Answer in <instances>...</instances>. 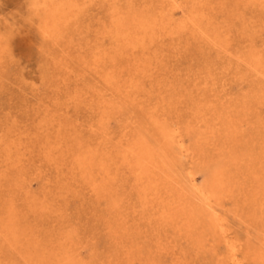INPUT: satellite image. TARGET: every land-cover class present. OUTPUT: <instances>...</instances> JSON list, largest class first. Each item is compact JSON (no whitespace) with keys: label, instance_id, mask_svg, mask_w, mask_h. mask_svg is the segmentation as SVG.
<instances>
[{"label":"rangeland","instance_id":"obj_1","mask_svg":"<svg viewBox=\"0 0 264 264\" xmlns=\"http://www.w3.org/2000/svg\"><path fill=\"white\" fill-rule=\"evenodd\" d=\"M40 1L41 0H0V35H2V37L0 36L1 37L0 38V138H2V139H0V144H1L0 145V163H1L0 164L1 165V167H0V221L4 215L8 214V210H9L8 206L11 205V204H9V202L11 201L10 199L13 197V195H15V196L21 197V198L18 197V199H19L18 201H17V197H15L16 212H17V214L20 215V218L23 221L22 225L21 224L20 225L22 227H24V226L28 227L27 229H28V234H30V237H33L34 235L39 237L40 244H41L40 247L42 248V250H47V249H50L51 247L56 246L58 244V242L61 241V239H63V237H67V236L74 237L75 236V240H74L76 243L75 246L77 247V249L80 247L78 250L80 252H82L81 253L82 256L88 262H93V264H99V263H101V264H103V263L104 264H115V262H116L118 264V260H119L120 261L119 263L122 264V259L125 258V256H126L124 254L128 253L127 247L124 249L121 246L119 248V250H117L118 248L113 249V248H115V246L117 244H115V242L113 241L114 236L113 237L109 236L110 233H111L110 235H112V233H113V235H115L114 232L118 228V222H121L120 228H122V230H124V228H125V231H126L122 237L125 240L128 239L127 241H125L126 243H124V241H123V245L125 246V244H126V246H128L134 239H135L134 240L135 243L136 242L138 244L142 243V245L140 244L138 246V247H141V252H139V254H137V251H136V253L134 255L136 259L139 258V261L136 260V262L134 264H143V263L144 264H167V263L168 264H181V262H182V264H204V262H202V261H205V264H206L207 260H208L207 261L208 264L209 263L211 264V262H209V261H212V264L213 263L222 264L224 259H225V261H224L225 263L223 262V264H232L229 260L226 261L227 256L230 254L229 248L226 246V243L224 241L217 240L216 238L214 240L210 236H209L210 238L209 239L206 238L208 240H206L204 242L202 240V238L205 235H204V231L202 233L200 232L203 230V229L201 230V228H198L197 229L198 231L192 230V233H191V234H197L198 235V238H199V239L197 238L199 241L198 242L196 239V236L195 235L194 236L189 235V233L186 232V230L178 231L179 229H177L175 222H173V224L170 222L169 224H167L169 227H167V225H163L158 220H155V219L149 220V217H151V214H150L151 212L150 213L148 212L145 214H140L143 219L150 214L148 216L147 220H146V218L144 219V222H142L143 219L141 220L140 215H136L134 217L135 214L132 212V210L134 211V209L138 207L139 199H138L137 192L134 188V184H135L134 178L132 177L131 173H129L130 171L128 170L129 169L128 167H126L127 169L125 167H123L124 169L122 168L119 171V176L123 180L121 178H119L120 182L118 184V189H119L120 193L122 190V195H124V193L126 194V195H124L125 196L124 197V196H121V194L118 192L120 204L123 205L121 210L120 209L118 210L115 207L112 208V210H110V208L109 209L106 208L108 206V203L106 202L105 199L102 201V203L100 202L101 204L97 203V199L95 198L93 192L91 191L89 186H87L84 183V181L81 179V177L79 175L80 169L76 166V163H75L76 162L75 160L78 158L74 157V156L79 157V155L81 154V152L83 150L82 148H85L88 145V143H86L85 140L87 141L89 139L87 142L91 143V141H92L93 143H96L97 138L99 136L98 134L92 132L93 125L96 124L98 122V119H99V116L96 114L97 111L94 110V106L96 103L95 101L97 99L96 94L98 92H100L101 90H103L104 85H102L103 82H102L100 75L94 69H92L94 67L92 55L94 52H98L103 48H110L112 46L113 41L110 38L104 36V33H105L106 28L109 27V25L111 24V17H110L111 14H110L109 9L112 5L113 0H96L97 2L95 0H90V1L85 0L86 3L84 2V0H78V2L83 7V10L80 11L81 14L78 15V20L76 22H74L75 24L73 23V25H71L69 27V29L66 30V33H65L66 37H64L61 40L62 42H60V44H61L60 46L57 45L56 41H49L48 39L44 38V36H43V30L40 29L42 27L41 15L39 14V11L37 10V7H36V5L38 6ZM91 1H93V2H91ZM216 1L217 2L219 1L220 3H217ZM254 2H256V3H254ZM254 2L253 1L251 2L250 0H237V1H235V0H231V1H229V0H215L214 5H213V9H212V11L210 10L211 14L214 16V19H213L214 20V26L216 28H218L219 33H220V31L222 33V31H224V29H225L224 33H222V34L220 33V39H224V37H225L228 43L231 42V44H232V46L230 45L231 47L229 45H228L229 47H227L226 44L222 45L219 43L216 45L215 44L214 45L209 44L207 41H204V40H200L197 42L195 39L192 38V35L190 33H188L189 37L186 36L187 34H185L184 36L179 37V39L176 38L177 40L165 41V43L168 42V43H166V45H165V43H163V44L161 43L160 45L159 44L156 45V47H154L152 49V51L150 52V55L153 54L152 55L153 61L151 60L152 61L151 64H153V65H150L151 71H149L150 69L147 70V73H145L142 76L143 78L141 79V87H140V89L141 88L142 89L139 93L134 95V99L136 98L135 101H137V103L135 104V101H134V103L129 108H127V109L123 108L122 112L120 110V112L118 114H116L114 116V118H112V120L110 121V128H109L110 133L112 132L111 136H113V134H114V136H113L114 141H117L118 137L121 136V133L123 132V127H125V126H126L125 130H127V129L130 130V128H131L133 130V132H136V133L139 130H141V131L145 130L144 133L148 134L149 129L146 127V125L148 124L149 119H147L146 117H148L149 115L146 114L145 115L146 117L144 119V112H145V110L148 112V111H151L152 109H153L152 111H154L157 108L160 111L159 113L162 115L161 118L162 117H163V119L167 118L166 120L169 122V124L174 125V124L179 122L176 125V127H181V129H183V127H186L185 130L183 129L181 131H182V135L183 136L185 135L183 138L184 139V141H183L184 146L187 147L186 149H188V151L190 149V151L186 152V153L183 152L182 154L181 153L179 154L180 149L177 150V148H179L177 146L176 152H178V153H176V154H178L177 157L182 155V156H180L178 163H182L184 167L181 166L182 164L180 165L181 167L178 165L177 171L180 170L178 172V174L180 175V177L182 176L181 183H182V185L186 186V188L188 189V190L185 189V187L183 186L184 187L183 189H185L184 192L190 191L189 194L191 192H192V194L194 193L195 186L196 187H203L202 185H204V187H205L208 184L207 180H205L207 175L204 176L203 175L204 173L201 172V168L203 166H205L207 164H208V166H210V165H213L212 164L213 162L221 161V159L223 157L221 151H226L228 158H229V156H232V159H234V161L231 163V174L233 175L232 176L233 182L235 181L236 185H237L234 188L235 191L237 192L236 195H234V197L236 199L232 198L231 196L228 197L229 200L226 198L227 200H225L223 202L224 206H222L220 208V212L227 218L226 228L229 230L228 236H229L231 242L234 243L233 241H235L236 242L235 244L238 245L240 249H242L239 252V260L241 259L240 262L243 264H257V262H258L254 259L255 256H251L249 254L247 255L248 252L256 253V251H258V249H259V252L262 253V248L264 251V245H263L264 242L261 243V241L264 240V238H261V237H264V230H259V228L264 229V218H262L263 215L260 216V214H262L261 213L262 209H260V212H259V207L258 206H257V208L255 207V209H256L255 210L256 211V217H255L254 216L255 215L254 214V207H253L255 204H252V201H251V199L253 200V194H257V193H255V191L258 189L257 187L260 186V184L262 183V180H259L257 177H259V174L262 173V178H264V166H263L264 165V163H263L264 162V153H263L264 152V135H262V134H264L263 133L264 132V121H262V119H264V116H262V115H264V108L262 106L264 103V98H263L264 92H261V91H264V77L262 76V74L257 73L254 68H253L254 69L253 70L251 67H249V65H247V63L243 60V59H246V57L248 58V56L249 57L251 56V54L254 52V50H253L254 48H255V51H257V50L259 52L262 51L261 53L264 56V33H262V32H264V28H263V30L261 28L262 25L264 27V23L262 22V21H264V15H263L264 13H262V12H264V5H263L264 1H254ZM84 3H85V5H84ZM258 4L260 7L257 6L258 7L257 8L256 5H258ZM88 5H89V7H88ZM91 5H93V6H91ZM232 5L233 6L235 5V7H233ZM261 6H263V8H261ZM92 7H95V8H92ZM227 7L231 8V9L228 10V9H226ZM98 8H99V10H97ZM101 8H102V10H100ZM252 9L255 11L253 12ZM94 10H96V11H94ZM243 10L246 11L245 17H246V19L248 18L247 20L244 17L245 12ZM258 10H260V13H258ZM261 10H263V11H261ZM99 11H101V12H99ZM251 12H253V13H251ZM250 13H251V15H250ZM34 14L36 17H34ZM95 14H97V15H95ZM177 14L178 15H176L175 18L180 19L181 13H177ZM240 14H241V16H240ZM260 14L262 15V17ZM106 15H108V16H106ZM246 15H248V16H246ZM253 16H254V19L256 18L255 20L252 19ZM260 17H261V20H260ZM107 19H108V21H107ZM238 19H239V22H238ZM255 21L258 23V25ZM235 22H238V23H235ZM250 22H251V24H250ZM233 23H234V27L232 26ZM239 24H242V28ZM260 24H261V26H260ZM96 25H97V27H96ZM250 26H251V28H250ZM252 26H254L255 28H258V27L259 28L255 29L254 27L252 28ZM245 27L247 30H249V28L252 29V32H251V30H249L247 32L243 31V30H245ZM239 29H240V31H239ZM260 29L262 30L261 35L260 34L258 35V33H260ZM3 30H4V32H3ZM228 30H231V32L229 31V35H231L233 31H236V33L238 35L236 33L235 34L238 37H236L235 34L233 33L234 38L231 35V39H230L229 35L225 34V33L228 34ZM242 32L243 33L245 32L247 35H244ZM10 34H11V36H10ZM4 35H5L6 39L3 37ZM75 35H77V36H75ZM239 35H240V38L242 40H239ZM241 35L243 37L244 36L246 37L248 35H250V36L252 35L253 37L249 36L251 39L248 40V38H247V40H246L245 38L241 37ZM255 37H257V39L259 41ZM235 38L237 40H239V42L241 41L240 43H242L245 40L246 41L245 44H246L247 48H249V49H247L246 46H244L245 45L244 43L241 46L242 48H239L240 46H236L237 44L238 45H241V44ZM253 38H255L256 42H255V40L253 41ZM185 39H186V41H185ZM189 39H190V41H187ZM232 39H234V40L232 41ZM234 41H236V43ZM9 42L12 45H10ZM169 42H172V44ZM187 42L189 44H187ZM254 42H255V44H253ZM69 43H71V44H69ZM190 43H191V45H190ZM234 44L239 49H237V48L235 49ZM9 46H11V48ZM174 47L175 48L177 47L176 50H174L175 49ZM185 47H186V49L188 47V50L184 51L183 49ZM223 47L228 48V50L223 48ZM159 48H161V49H159ZM229 48L231 49V51L234 49H235L234 51L237 50L236 51L237 54H239L241 52V54H239V55H241V57H239V55L237 56L236 52H234V51H232L233 53H230L231 51ZM240 49H242L243 51H240ZM215 50L218 52H216ZM7 51H9V52L7 53ZM173 51L174 52L177 51V52H175V54H174ZM209 51H211V52H209ZM238 51H239V53H238ZM244 51H245V54L249 53V55H245L246 56L245 57ZM10 52H12V53H10ZM153 52H156V53L154 54ZM191 52H193V53H191ZM207 52L210 54H208ZM169 54H170V56L171 55L172 56L170 57ZM138 55L139 54H137V56ZM158 55L159 56L163 55V57L160 56V58H159ZM174 55L176 57H174ZM140 56L143 58L142 54H140ZM153 56L155 57V59L153 58ZM164 56H166V57H164ZM168 56L170 57L169 59H168ZM206 56L207 57L209 56L208 58H210V56H212L211 57L212 60L215 61V64H214L215 66L213 65V67L215 69L212 67V68H210L212 70H209V66L211 65V63H214V62L211 60V58L208 59ZM215 57H216V60H218L219 64L217 63L216 60H214ZM18 58H21V59H18ZM164 58H165V61H164ZM171 58H172V60H170ZM207 59H208V61H207ZM232 59H234V60H232ZM168 60H170L172 62L170 63V61H168ZM205 60L207 62H204ZM162 61H164V62H162ZM196 61L201 62V65L199 66V64H200L199 63L197 66L196 64L198 62H196ZM237 61L240 64V67H238ZM243 61L245 62V64H242V63H244ZM154 62L159 63L160 66H158ZM231 64H233V65H231ZM182 66H184L185 68ZM205 66H206V68H205ZM193 67H195V68H193ZM216 67H220V68L217 69ZM234 67H237V68H234ZM162 68L164 69V71L162 70ZM196 68H199V70ZM233 69H235L236 71ZM170 70H172L173 73ZM173 70L176 72H174ZM158 71H160V72H158ZM199 71L202 72V76L199 75V74H201V73H199ZM214 71H216V73H214ZM155 72H157V73H155ZM195 72H196V76L194 74ZM203 72L206 76H209V77L212 74L210 80L208 77H206L203 74ZM243 72H245V73L242 74ZM164 73L166 74L165 76H164ZM208 73H211V74L208 75ZM23 74H25V75L23 76ZM180 74H181V76H180ZM184 74H185V77H184ZM190 74L192 76L194 75L193 76L194 78H192V76ZM47 75H49V76H47ZM227 75H228V77H226ZM237 75H239V76H237ZM213 76H215V79ZM235 76H237L238 78L241 77L242 81L240 79L235 78ZM249 76H251V79ZM253 76L254 77L256 76V77L254 78ZM42 77L43 78L46 77V78L43 79ZM216 77L218 80H221L222 86H221L220 82L217 81ZM186 78H187V80H186ZM245 79H247V80L244 82ZM191 80H193V81H191ZM195 80H197V81H195ZM201 80H202V82H201ZM250 80H252V81L254 80V81L252 82ZM258 80L259 81L261 80L260 83ZM223 81H225V84ZM57 82H59V83H57ZM196 82H199L198 83L199 85ZM226 82H227V84H226ZM231 82H232V85H231ZM163 83H164V85H163ZM202 83H203V85H202ZM257 83H259V85ZM160 84H162V85H160ZM29 85L32 87V89ZM211 85L214 86L215 88L216 87L219 88V86H221V88H222L224 85L225 89L222 88V90H221V88H219L221 90L220 91L218 88H217L218 89L217 90V89L213 88ZM225 85L230 87V90H229V88L226 86L229 91L226 89ZM233 85H235V86H233ZM251 85H252V87H251ZM157 86H160V88L158 87L160 94H158L159 92L157 91ZM162 86L165 89H163ZM210 86L212 87L211 90H214L213 92L210 90V88H211ZM149 87H151V88H149ZM204 87H206V89ZM231 87L235 90L234 91L231 90L232 89ZM237 87H239V88L241 87V89H240L241 91L235 92L237 90ZM243 87L245 88L244 92L246 90V92L251 93V94L244 93L242 91ZM254 87H255V89H254ZM182 88H184V90L186 92H184V90ZM197 88H199L198 91H197ZM149 89H150V91H149ZM251 89H252V91H251ZM89 90H90V92H89ZM177 90H178V92H177ZM164 91H166V92H164ZM222 91L224 92L226 99L230 100V101H227V100L225 101L223 94H220ZM225 92L228 94L226 95ZM1 93H2V95H1ZM182 93H183V95H182ZM188 93H191V94H188ZM204 93H206V94H204ZM211 93H214V94L216 93L215 95H216L217 99L223 98L224 101L226 102V103L225 102L224 103L226 105H228V107L226 106L228 109L223 107V106H225L223 104V99L219 100L216 103V105H214L215 101L217 100L214 94H213V96L211 95L213 98L215 97V99H216V100L212 99L214 101V103H212L213 101L208 102L211 100L210 98H212V97H209ZM233 93H235V94L237 93V95L235 96V94L233 95ZM238 93H239V97H238ZM138 94H140V95H138ZM170 94H171V96H170ZM208 94H209V96H208ZM229 94H230V98L232 97V99L229 98ZM52 95L54 98L52 97ZM162 95H163V98H161ZM167 96H168V98H167ZM174 96L175 97L178 96V97L175 98ZM245 96L246 97L248 96V98H246L247 100L245 99ZM251 96H252V98H251ZM258 96H259V98H258ZM139 97H141V99ZM200 97H202V98H200ZM243 97H244L245 102H247L246 104H244L245 102L243 103V101H244ZM172 98L173 99L175 98V99L173 100ZM260 98H262V99L260 100ZM158 99H159L160 103H159ZM160 99H164V101L161 103ZM257 99H258V101H257ZM165 100H167V101H165ZM194 100H196V101H194ZM201 100H203L205 102V104ZM191 101H192V104H190ZM199 101H200V104H198L199 105L198 107H200V106H201V108L203 107L202 110L204 111L205 114L208 113L207 110H209L211 112L210 118L208 117V115H209V113H208V115L206 116V119L209 118V119H207L209 121V123H210V121H212L213 124H214V122H215V124L216 123L218 124V125L214 124L215 125L214 127L216 129V133L220 134L218 136L216 134L215 136L210 137L212 140L208 139V138H207L208 141H206V139L202 140L203 144L201 146H198V141H197L198 140L197 139L198 134H197V136H194V134L189 133V131L187 130V128H188L187 126L189 124L188 123L189 117L192 116L191 119L189 120V122H191V120L193 119V108L195 107V105L197 103H199ZM139 102H141V103H139ZM171 102L173 103L172 106L170 105V104H172ZM178 102H179V104H178ZM195 102H196V104H195ZM230 102H233V105H235V106L232 107V105H231L232 103H230ZM248 102H249V104H248ZM164 103H165V105H164ZM219 103H220V105H221V103L223 105V106L221 105L222 111L224 109L223 112L220 111L221 108H220ZM227 103H230V104H227ZM234 103H236L237 105ZM140 104H142V105H140ZM208 104H211V105L208 106ZM152 105H154V106L152 107ZM230 105L232 108L230 107ZM249 105H251V106H249ZM253 105L256 106V108ZM91 106H93V107L89 108ZM175 106H177L178 109H176ZM215 106L219 107L220 110H219V108H215ZM163 107H164V109H163ZM196 107H197V105H196ZM213 107L215 108V112L213 110ZM38 108H40V109H38ZM44 108H45V110H44ZM63 108L65 109V111ZM246 108L247 109L249 108V109L247 110ZM143 109H144V112H143ZM165 109H166V114L169 112L170 113L166 115ZM256 109H258V111ZM141 110L143 112V115L141 113ZM176 110H178V113L180 115H182V117L179 114H177ZM186 110H188V111H186ZM260 110L262 113L260 112ZM174 111H176V112H174ZM256 111L259 113V116H258ZM125 112H127V113H125ZM216 112H218L219 114ZM85 113H87V114H85ZM89 113H90V115H89ZM92 114H94V115H92ZM138 114L140 116H138ZM170 114H171V116H170ZM222 115H225V116H223V118H222ZM186 116H187V118H186L187 120L185 119ZM213 116H214V119H213ZM252 116H254V117H252ZM41 117H43L44 119ZM131 117H132L133 121H132ZM226 117L228 118V120L226 119ZM241 117H243V118H241ZM245 117H247V118H245ZM258 117L261 119H259ZM244 118H245V121H244ZM250 118L251 119L254 118V119H252L253 123H252V120ZM255 118L258 119V123L256 122L257 119H255ZM45 119L47 121H45ZM183 119H184V121H183ZM246 119L248 121L250 119V121H251V122L249 121V124H247V125L245 124V122L247 121ZM140 120L144 121V123L140 122ZM146 120H147V122H145ZM64 121H65V123H64ZM172 121H173V124H172ZM216 121H218V122H216ZM243 121H244V123H243ZM248 121L246 123H248ZM36 122H37V124H35ZM118 122H119V125H118ZM47 123L50 126H48ZM121 123H123V124H121ZM227 123H229V124L227 125ZM230 124L231 125L234 124L235 129H236L235 130L236 134H232L229 132L231 130V129L229 130ZM253 124L254 125L258 124V125L254 126ZM259 124H261V125H259ZM142 125H143V127H142ZM225 125H227V126H225ZM244 126L247 130L245 128H243ZM10 127L12 128V130ZM40 127L41 128L44 127V128H42L43 130H40L39 129ZM252 127L254 129L256 128L254 131H257V132L254 133ZM13 128H15V129H13ZM205 128H207V127H203L201 130H198V131L203 132L205 130ZM248 128H249V131H248ZM20 129L24 133H22ZM36 129H37V132H36ZM44 129L46 130V132ZM117 129H119V130H117ZM250 129H252V130H250ZM240 130H241V132H240ZM9 131H10V133H9ZM34 131L37 133V135H36V133L33 134ZM40 131H42V134H43L42 136H41V133L38 134V132H40ZM88 131H89V133H88ZM113 131H115V132H113ZM119 131H120V134H119ZM4 132H5V134H4ZM18 132L22 133V135L26 134V132H27V134L22 136L20 133L18 134ZM225 132L228 134H226ZM247 132H249L248 133L249 135L247 134ZM116 133H117V135H116ZM6 134L8 136L5 137ZM29 134H30V136H29ZM31 134H32V136H31ZM60 134H61L62 144H61V142H58V140L60 139L59 138ZM94 134H96L98 136H96V135L94 136ZM231 134H232V136H231ZM14 135H15V137H14ZM38 135H40V136H38ZM76 135H77V137H79V139L77 137H75ZM242 135L243 136L247 135V136H245L246 138L245 137L243 138ZM16 136H19L20 139L22 138L23 141H21L20 139L17 140L18 138H16ZM37 136L42 138V139L40 138V143H39V139ZM222 136L224 137L223 139L221 138ZM249 136L250 137L252 136L251 137L252 139L249 138L250 139L249 140L248 139ZM26 137H28V139H25ZM54 137H57V138H55V140H54ZM82 137H84V139L85 138L86 139L84 140V139H82ZM45 138H46V140H43ZM47 138L48 139L50 138V140L53 139L52 140V146H54V147H52L50 145L51 146L50 148H51V151L53 152L52 149L57 147V150L54 149L56 151L55 153H52V152L50 153L49 146L46 145V143L48 144ZM214 138H216V139H214ZM4 140H5V142H4ZM16 140H17V142H16ZM18 141H19V143H18ZM45 141H47V142L45 143ZM67 141H68V143H67ZM69 141L71 143H69ZM253 141L254 142L256 141L255 144ZM1 142H3V143H1ZM23 142L26 143L30 147L26 148L27 146ZM41 142H43V143H41ZM79 142H80V146H79ZM11 143L16 144V145H13L14 147H12ZM49 143H51V141ZM72 143H73V145H72ZM5 144H8V145H5ZM10 145L12 148L9 147ZM242 145L244 148L242 147ZM20 147H21V149H20ZM72 147H74V148H72ZM80 147H82L81 148L82 150L80 149ZM16 148H19V149H16ZM35 149L37 150L38 153L36 152ZM58 149L61 152L63 151V154L60 152L62 155L60 153H58L59 152ZM72 149H73V151H72ZM74 149H75V151H74ZM9 150H10V152H9ZM12 150L13 151L15 150V152L13 153ZM230 150H231V152H230ZM6 151H8L9 153ZM16 151H18V152H16ZM24 151H26V152H24ZM39 151H41L40 153H42V154H40ZM44 151H47V152L44 153ZM64 151H66L68 153V155H66L67 153H65V155H64ZM69 151H71L70 155H69ZM74 152H75V154H74ZM76 152H78V153H76ZM12 154H14V155L12 156ZM33 155H34V157H33ZM40 155H42V156H40ZM57 155H58V157H57ZM32 157H33V159H31ZM39 157H41V158H39ZM59 157L61 158L60 159L61 161L59 160ZM12 158H14V159H12ZM47 158H49V159L51 158V159L49 160ZM64 158H65V160L62 161ZM66 158H67V160H66ZM25 159H26V161H25ZM43 160L45 162H42ZM3 161H5V162H3ZM24 161L26 162V164ZM180 161H182V162H180ZM30 163H32V164L30 165ZM28 164L30 165V168L33 167L32 168L33 170L31 169L32 171L30 172L31 174H29L30 168L27 167ZM36 164L39 166H37ZM41 164H42V166H41ZM40 166L43 167L42 170L40 169ZM49 167H50V170H49ZM186 167H188V168H186ZM56 168H58V169H56ZM182 168H184V169H182ZM35 170H37V171H35ZM38 170H40V171H38ZM51 170H52V172H51ZM192 170L194 172H192ZM39 172L42 173L41 176H39L40 175ZM186 172H187V174L190 172L193 174L196 173L195 174V181H191V179L188 178ZM32 173L34 176L32 175ZM184 174H185V176H184ZM27 175H29V177ZM49 175L51 177H49ZM196 175L199 178L196 177ZM21 178L23 181L21 180ZM27 178H29V179H27ZM33 178H35V179L33 180ZM43 179L46 181H44ZM124 180L126 182H128L125 185H123V183H126ZM201 180L203 181V183ZM42 181H43V183H42ZM121 182H123V183H121ZM193 182H194V184H192ZM12 183H13V186H12ZM40 183H41V185H39ZM251 183H253L254 185ZM27 184H28V186H27ZM130 184H132V185L129 186ZM29 185H30V187H29ZM122 185H123V187H122ZM262 185H263V183H262ZM14 187L18 188V190ZM38 187H39V189H38ZM10 188H13V189H10ZM123 188H125L124 189L125 192H124ZM131 188H132V191H131ZM127 190L129 191V194L127 193ZM71 191H73V194ZM10 192H11V194H10ZM85 192H86V194H85ZM249 193H251V194H249ZM247 194H248V196H247ZM186 195L191 196V194L190 195L186 194ZM195 196H197V197H196V200L194 202L193 207L196 208V206H197V208L199 210H202V209L204 210V205H203L202 200L199 199V197H198L199 195L195 194ZM132 197H134V198H132ZM129 198L132 201H130ZM231 198H232V200H230ZM237 199H238V201H237ZM127 200H129V201H127ZM134 200H136L135 203H134ZM235 200L237 203L235 202ZM197 201H198V204L200 202L201 203L198 205V204H196ZM129 203H131V204L133 203L132 207H131V204H129ZM105 205H106V207H104ZM258 205H262V204L259 203ZM134 206H135V208H133ZM78 207H79V209H78ZM85 207H86V210L88 209V211L85 210ZM229 207H230V210H229ZM47 208H49V209H47ZM99 208H100L101 212L99 211ZM243 208H244V210H242ZM95 209L99 212L93 211ZM246 209H248V211ZM78 210L80 211V214H79ZM74 211H75V213H74ZM85 211L87 213V216H86ZM118 211H120V214H121L119 217L121 219L120 221L117 220L118 216H119ZM227 211H229V213ZM249 211H253L254 215L252 214V212L250 213ZM90 212L93 214L90 215L91 214ZM248 212H249V215H248ZM129 213H131V217H130ZM75 214H76V216H75ZM98 214L101 215V219H100V215L98 217H96V215H98ZM102 214H103V216H102ZM106 214H108L107 217H106ZM123 215H125V217ZM240 215H242L241 219H239ZM84 216H86V217H84ZM75 217H76V219H75ZM103 217H105V220ZM113 217L114 218L116 217V222L118 221L117 223L115 222V219H113ZM257 217L259 218V220L256 219ZM124 218H125V220H124ZM126 218H128V221ZM255 219L258 220V221H256L257 223L254 221V223L256 225L253 222H250L251 220H255ZM106 220H107L108 224H107ZM153 220L155 221V223H156V221H158L159 225L157 223L155 224L153 222ZM239 220L241 221V223ZM103 221H105V222H103ZM126 221L128 222V224ZM146 221L147 222L149 221L151 223L148 222L149 223L148 224ZM109 222H112L113 224L109 223ZM124 222H126V223H124ZM258 222L261 224H259ZM20 223H21V221H20ZM104 223L107 226H105ZM129 223H131L130 224L131 227L129 226ZM251 223H253V225ZM78 224H80V225H78ZM83 224L85 225V227ZM160 224H161V226H160ZM125 225H128V226H125ZM147 225H149V226H147ZM152 225H155V226H152ZM174 225L176 228L173 227ZM244 225H245V227H244ZM76 226H77V228H76ZM108 226H109V229L114 228L112 232L110 231L111 229L109 230L108 228H106ZM152 227H153L154 231H153ZM160 227H162V228L159 229ZM235 227H236V229H234ZM103 228H106L108 230H106V229L103 230ZM156 228H157V230H156ZM242 228H243V230H242ZM100 229H102L101 230L102 232L100 231ZM137 229H141L140 231L138 230V234H140V235L136 234ZM175 229H177V230L175 231ZM82 231H83V233H82ZM97 231L99 234H96ZM149 231H151V232L153 231L152 234L155 235V239L158 237L157 241L154 238H152L154 236L152 234H150ZM177 231L179 232V234L177 233ZM184 231L186 232V234L188 233L189 237L193 236L195 238L194 241L195 240L196 241L194 242L193 238H192V240H191V238L189 240L187 237L188 235L186 236ZM235 231H236V234L238 237L234 235ZM80 232H81V234H80ZM129 232L130 233L133 232L132 233L133 235L129 234ZM163 232L165 233L164 235H163ZM69 233H71V234H69ZM89 233L91 234V236ZM252 233L255 234L256 236L251 235ZM93 234L96 237L98 236V238H96ZM126 234H128L129 236L127 237ZM180 234H181V236H180ZM103 235L106 236L107 238L106 237L104 238ZM130 235H131V237H130ZM134 235H136V236H134ZM151 235H152V237H151ZM199 235H202V237ZM247 235H248V237H247ZM249 235L251 238L249 237ZM93 237H95V238H93ZM241 237H243L244 239ZM246 237H247V239H246ZM254 237H255V239H254ZM151 238L154 241L150 240ZM76 239L77 240L79 239V240L77 241ZM144 239H146V240H144ZM163 239H165V242L163 241ZM171 239L173 242L171 241ZM94 240H95V242H94ZM161 240L163 243L161 242ZM169 240H170V242H169ZM158 241L161 242V244L163 246H165L166 248L164 249L163 246L160 245V243ZM186 241H187V243H186ZM87 242H88V244H87ZM153 242L154 243L156 242L155 243L156 247L155 246L152 247V244H154ZM191 242H192V244H191ZM237 242H241V244L237 243ZM242 242H243V244H242ZM127 243H128V245H127ZM157 243H159V244L156 245ZM212 243H214V244H212ZM77 244H79V245H77ZM111 244H113V245H111ZM196 244H198V246ZM199 244H200V247L202 246L201 249H203V247H204L203 251L200 249ZM261 244H262V247L260 249ZM97 245H98V247H97ZM169 246L170 247L172 246L171 249ZM243 246H245V248ZM188 247L191 250H189ZM196 247L199 249V252L198 251L196 252V250H198V249H196ZM167 248H168V250H167ZM174 248H176V249L174 250ZM99 249H100V251H98ZM155 249H157L159 251H157ZM161 249H164L166 251L162 250V252L164 251L162 254V252H160ZM245 249H247L248 251L246 250L247 251L246 252ZM91 250L92 251L95 250V251L92 252ZM114 250H115V252H114ZM121 250H122V252L124 250L125 253L124 254L121 253ZM149 250L153 251V252H150ZM169 250H170V252H172V250H173V252H175V253H170V252H168ZM179 250H180V252H179L178 256H176L178 253L177 251H179ZM106 251H107V253H106ZM119 251H120V253H119ZM154 251L156 252V255L155 256L152 255L153 256L152 257L151 254H153ZM117 252L119 255H115V253H117ZM165 252H168L169 255H168V253H165ZM103 253H104V255H103ZM109 253H111V255ZM112 253H113V255H112ZM160 253H161V256H160ZM180 253L185 255V256L183 255V257L181 255L182 259L180 258ZM216 253H217V256H216ZM91 254L97 260L94 257H92ZM120 254L123 255L122 259H120L121 258ZM142 254L143 255L145 254V255L143 256ZM157 254H159V255H157ZM173 254H175L176 258L179 257V259H181V262L178 260V258L176 260H174ZM149 255L151 256V258L149 257ZM171 255H172V259H171ZM103 256H104V259H103ZM142 256H143V258H141ZM146 256L149 257L150 260H148V258H146ZM203 256H204V260L203 259L201 260V258H203ZM7 257L16 259L19 262H23L22 258L20 257V255L18 254V252L16 250H12L11 247H9L8 245H6V246L4 245L3 247L0 246V258H7ZM89 257L94 258V260L89 258ZM98 257L100 258V260L98 259ZM211 257H212V259H211ZM217 257H219V258H217ZM243 257H244V259H243ZM252 257H253V259H252ZM155 258H158V259L155 260ZM207 258H209V259H207ZM111 259L114 261H112ZM141 259L146 260V263H145V261H142ZM102 260H104V261H102ZM153 260H155L156 263L153 262ZM158 260L159 261L161 260V261L158 262ZM177 260L179 263H177ZM137 262H139V263H137ZM141 262H143V263H141ZM174 262H176V263H174ZM129 263L130 262H125L123 264H129ZM130 264H132V263H130ZM258 264H261V262H259Z\"/></svg>","mask_w":264,"mask_h":264},{"label":"bare ground","instance_id":"obj_2","mask_svg":"<svg viewBox=\"0 0 264 264\" xmlns=\"http://www.w3.org/2000/svg\"><path fill=\"white\" fill-rule=\"evenodd\" d=\"M90 1V0H89ZM96 1V0H95ZM231 1V0H229ZM237 1V0H235ZM251 2L253 1H264V0H250ZM85 2V0H84ZM93 2V1H91ZM97 2V1H96ZM214 2L215 0H113L112 2V5L110 7V14H111V24L109 25V27L106 28L105 30V33H104V36L110 38L113 42H112V46L110 48H103L101 49L100 51L98 52H94L92 57H93V64H94V67L92 69H94L101 77L102 79V82L104 85V88L103 90H101L100 92H98L96 95H97V99H96V103H95V106H94V110L97 111L96 114L99 116V119H98V122L96 124L93 125V130L92 132L93 133H96L94 134V136H98L97 138V142L96 143H93L91 141L90 142H87L84 137H82V139L85 140L86 143H88V145L85 147V148H82L80 147V149L82 150L81 154L78 156H74V157H77L78 159H76L75 163H76V166L80 169V177L81 179L84 181V183L89 186V188L91 189V191L93 192L95 198L97 199V203H102V201L105 199L106 202L108 203V206L106 207V205L104 207L106 208H110V210H112V208H117L118 210L123 207L122 204H120V201H119V189H118V184H119V178H121L119 176V171L123 168V167H128L129 169V173H131L132 177L134 178V181H135V184H134V188L137 192V195H138V199H139V205L137 208H135V206L133 208L134 211L132 210V212L135 214L134 217L136 215H140V214H145V213H150L151 214V217H149V220H152V219H155V220H158L159 222H161L163 225H167L169 224L170 222L173 224V222H175L174 224L177 226V229H179L178 231L180 230H186V232L189 233V235H195L196 236V239L198 238V235L197 234H191L192 233V230H196L198 231L197 229L198 228H201L202 231H200L201 233L204 231V235L202 240L205 242L206 240H208L210 237H212L214 240L215 238L217 240H221V241H224L226 243V246L229 248V252L230 254L227 256L226 258V261L229 260L232 264H243L240 262L239 260V252L242 250L239 248L238 245H236L235 241H233L234 243L231 242L228 234H229V230L226 228V225H227V218L220 212V208L223 205V202L225 200L228 199V197H232V198H235L234 195H236V191H235V187L237 186L236 185V182L232 180V174H231V163L234 161V159H232V156H229L228 158V155H227V152L226 151H221L223 157L221 159V161L219 162H213L212 164L213 165H210L208 166L205 165L201 168V172L204 173L203 175L206 176V179L208 184L204 187V185H202L203 187H196L194 188V193L192 194V192L190 193L191 196H187L186 194L190 195L189 192L187 191L188 189L186 188V186L182 185L181 183V178L182 176L180 177V175L178 174V172L180 171H177V168H178V165L180 166L182 163H178L179 162V158L180 156L177 157L178 152H176L178 149H180V152L179 154L183 153V152H189L188 149H186L187 147L184 146V136L182 135V131L181 130H185L186 127H183V129H181V127H176V125L179 123H176L174 125H171L169 124V122L166 120V119H163V117L161 118V114L159 113V109H155L154 111H146L144 112V109H143V112H144V119H145V115H149L148 117H146L148 120V124L146 125V127L149 129H147L145 126V128L148 130V134L147 133H144V131H137L136 132H133V130L130 128V130H125V127H123V132L121 133V136L118 137V140L117 141H114V134L113 136H111V133L109 131V128H110V121L112 120V118H114V116L116 114H118L121 110H123V108L127 109L129 108L135 101L134 99V95L139 93L141 91L140 87H141V79L143 78L142 76L147 73V70H149L151 67L150 65H153L151 64L152 63V55H150V52L152 51V49L154 47H156V45H160L161 43H165V41H168V40H177L179 39V37H182L184 36L185 34H187L186 36L189 37L188 33H190L192 35V38L195 39L197 42L200 41V40H204V41H207L209 44H226L227 47H229L230 45L232 46L231 42L228 43L226 38L224 37V39H220V33H219V30L218 28H216L214 26V16L211 14L210 10L212 11L213 9V5H214ZM217 2V1H216ZM86 3V2H85ZM84 3V5H85ZM217 3H220L219 1ZM256 3V2H254ZM37 4V3H36ZM234 4V3H233ZM250 4V3H249ZM87 5V4H86ZM99 5V4H98ZM219 5V4H218ZM229 5V4H228ZM264 5V4H263ZM93 6V5H91ZM230 6V5H229ZM233 6V5H232ZM259 6L256 5V7ZM37 7V10L39 11V14L41 15V21H42V27L40 29L43 30V36L44 38L48 39L49 41H56L57 45L60 46V42H62L61 40L66 37V30L69 29V27L71 25H73L74 22H76L78 20V15H80V11L83 10V7L81 6V4L78 2V0H41L38 4V6L36 5ZM85 7V6H84ZM89 7V5H88ZM219 7V6H218ZM235 7V5L233 6ZM260 7V6H259ZM92 8H95V7H92ZM91 8V9H92ZM258 8V7H257ZM261 8H263V6H261ZM260 8V9H261ZM226 9H231V8H226ZM87 10V9H86ZM93 10V9H92ZM99 10V8L97 9ZM102 10V8L100 9ZM96 11V10H94ZM105 11V10H104ZM215 11V10H214ZM245 13H244V17H245V14H246V11L243 10ZM251 11V10H250ZM252 11L254 12L255 10L252 9ZM263 11V10H261ZM88 12V11H87ZM101 12V11H99ZM103 12V11H102ZM219 12V11H218ZM240 12V11H239ZM248 12V11H247ZM251 12V13H253ZM177 13H181L180 15V19H176V15H178ZM217 13V12H216ZM249 13V12H248ZM250 13V15H251ZM256 13V12H255ZM258 13H260V10H258ZM264 13V12H262ZM88 14V13H87ZM104 14V13H103ZM235 14V13H234ZM239 14V13H238ZM97 15V14H95ZM261 15V14H260ZM264 15V14H263ZM103 16V15H102ZM108 16V15H106ZM241 16V14H240ZM248 16V15H246ZM258 16V15H257ZM34 17L35 14H34ZM39 17V16H38ZM178 17V16H177ZM251 17V16H250ZM259 17V16H258ZM262 17V15H261ZM261 17H260V20H261ZM87 18V17H86ZM246 19V17H245ZM248 19V18H247ZM246 19V20H247ZM253 20L254 19V16L252 18ZM245 20V21H246ZM32 21V20H31ZM86 21V20H85ZM92 21V20H91ZM108 21V19H107ZM258 21V20H257ZM87 22V21H86ZM238 22H239V19H238ZM238 22H235V23H238ZM256 22V21H255ZM264 23V21H262ZM101 23V22H100ZM219 23V22H218ZM241 23V22H240ZM257 23V22H256ZM75 24V23H74ZM84 24V23H83ZM86 24V23H85ZM94 24V23H93ZM96 24V23H95ZM243 24V23H242ZM242 24H239L242 28ZM251 24V22H250ZM262 24V23H261ZM260 24V26H261ZM102 25V24H101ZM238 25V26H239ZM253 25V24H252ZM258 25V23H257ZM82 26V25H81ZM234 27V23L232 25ZM239 26V27H240ZM255 26V25H254ZM252 26V28L254 27ZM94 27V26H93ZM92 27V28H93ZM97 27V25H96ZM249 27V26H248ZM256 27V26H255ZM254 27V28H255ZM251 28V26H250ZM251 32H252V29H250ZM259 28V27H258ZM258 28H255V29H258ZM262 30H263V25H262ZM14 29V28H13ZM235 30V29H234ZM242 30V29H241ZM246 29L245 27V32L249 31ZM260 29V33H258V35L260 34L261 35V31ZM94 31V30H93ZM225 31V29H224ZM224 31H222V33H224ZM229 31L231 32V30H228V34L225 33L226 35H229ZM240 31V29H239ZM4 32V30H3ZM13 32V31H12ZM91 32V31H90ZM243 33L244 35H247L246 33ZM221 33V34H222ZM233 33L235 34L236 31H233L232 32V36H233ZM264 33V32H262ZM7 34V33H6ZM93 34V33H92ZM237 34V33H236ZM235 34V36H236ZM251 34V33H250ZM231 35H229L230 39H231ZM238 35V34H237ZM2 37V35H0ZM11 36V34H10ZM77 36V35H75ZM250 35L248 36H242L243 38H245L247 40H250L251 36L249 37ZM257 36V35H256ZM0 37V38H1ZM5 38V35L3 36ZM228 37V38H229ZM238 37V36H236ZM253 37V36H252ZM258 37V36H257ZM257 37H255L257 39ZM3 38V39H4ZM177 38V39H176ZM185 38V37H184ZM227 38V39H228ZM234 38V36H233ZM255 38H253V41L255 40ZM6 39V38H5ZM4 39V40H5ZM9 39V38H8ZM94 39V38H93ZM229 39V40H230ZM236 39V38H235ZM184 40V39H183ZM182 40V41H183ZM234 39H232L233 41ZM237 40V39H236ZM239 40H242L240 38V35H239ZM239 40H237L239 42ZM244 40V39H243ZM258 40V39H257ZM186 41V39H185ZM184 41V42H185ZM187 41H190L187 40ZM231 41V40H230ZM259 41V40H258ZM263 41V40H262ZM226 42V43H225ZM236 43V41H234ZM241 42V41H240ZM239 42V43H240ZM245 40L240 43L241 45H236V46H240L239 48H242V44L244 43L245 44ZM249 42V41H248ZM247 42V43H248ZM256 42V40H255ZM255 42L253 44H255ZM10 43V42H9ZM94 43V42H93ZM168 43V42H166ZM165 43V45H166ZM172 44V42H169ZM228 43V44H227ZM71 44V43H69ZM170 44V45H171ZM174 44V43H173ZM179 44V43H178ZM184 44V43H183ZM187 44H189L187 42ZM261 44V43H260ZM10 45H12L10 43ZM97 45V44H96ZM185 45V44H184ZM183 45V46H184ZM191 45V43H190ZM221 45V46H222ZM229 45V46H228ZM94 46V45H93ZM172 46V45H171ZM175 46V45H174ZM180 46V45H179ZM230 46V47H231ZM235 46V44H234ZM234 47L235 49H239L238 47ZM246 46V44L244 45ZM253 46V45H252ZM11 48V46H9ZM164 47V46H163ZM167 47V46H166ZM173 47V46H172ZM191 47V46H190ZM226 47V46H225ZM223 47V48H225ZM254 47V46H253ZM258 47V46H257ZM6 48V47H5ZM97 48V47H96ZM175 48V47H174ZM177 48V47H176ZM176 48L174 50H176ZM195 48V47H194ZM247 48V46H246ZM161 49V48H159ZM192 49V48H191ZM228 50V48H225ZM230 49V48H229ZM234 49V50H235ZM249 49V48H247ZM257 49V48H256ZM262 49V48H261ZM6 50V49H5ZM13 50V49H12ZM96 50V49H95ZM165 50V49H164ZM167 50V49H166ZM184 51L185 50H188V47L186 49V47L183 49ZM182 50V51H183ZM232 50V51H234ZM245 50V49H244ZM254 52L251 54V56L248 58L245 56V55H249V53L245 54V51H244V56L246 57V59H243L247 65H249V67H251L252 69L254 68L255 71L257 73H260L262 74V76L264 77V56L262 55V51L259 52L258 50L255 51V48L253 49ZM263 50V49H262ZM84 51V50H83ZM163 51V50H162ZM193 51V50H192ZM196 51V50H195ZM216 51V50H215ZM231 51V49H230ZM230 52V53H233V52ZM237 51V50H236ZM234 51V52H236ZM240 51H243L242 49H240ZM249 51V50H248ZM9 51H7L8 53ZM174 52V51H173ZM177 52V51H175ZM174 52V54H175ZM211 52V51H209ZM214 52V51H213ZM218 52V51H216ZM229 52V51H228ZM247 52V51H246ZM12 53V52H10ZM154 54L156 52H153ZM163 53V52H162ZM161 53V54H162ZM166 53V52H165ZM183 53V52H182ZM193 53V52H191ZM206 53V52H205ZM208 53V52H207ZM215 53V52H214ZM239 53V51H238ZM137 54H139L137 56ZM140 54L143 55V58L140 56ZM168 54V53H167ZM172 54V53H171ZM210 54V53H208ZM235 54V53H234ZM237 54V52H236ZM241 54V52L239 53ZM237 54V56L239 55ZM165 55V54H164ZM10 56V55H9ZM14 56V55H13ZM163 57V55H160ZM160 56L158 55V57L160 58ZM170 56V54H169ZM168 56V59L172 56L169 57ZM195 56V55H194ZM243 56V55H242ZM243 56V57H244ZM166 57V56H164ZM174 57H176L174 55ZM182 57V56H181ZM207 57V56H206ZM209 57V56H208ZM207 57V58H208ZM212 56H210L211 58ZM239 57H241V55H239ZM15 58V57H14ZM153 58L155 59V57L153 56ZM203 58V57H202ZM201 58V59H202ZM208 58V59H210ZM17 59V58H16ZM18 59H21V58H18ZM163 59V58H162ZM167 59V58H166ZM187 59V58H186ZM200 59V58H199ZM205 59V58H204ZM207 59V61H208ZM231 59V58H230ZM72 60V59H71ZM152 60V61H151ZM172 60V58L170 59ZM168 60V61H170ZM174 60V59H173ZM190 60V59H189ZM193 60V59H192ZM212 60V58H211ZM216 60V57L215 59ZM234 60V59H232ZM241 60V59H240ZM161 61V60H160ZM164 61H165V58H164ZM162 61V62H164ZM191 61V60H190ZM206 60L204 62H207ZM213 61V60H212ZM217 63H218V60H216ZM220 61V60H219ZM243 61V62H244ZM172 61H170L171 63ZM198 62L196 65L199 66L201 65V62L199 61H196ZM195 62V63H196ZM214 63H211V65L209 66V70H212L210 68L213 67V65L215 64V61H213ZM233 62V61H232ZM241 62V61H240ZM242 63V64H245ZM155 63V62H154ZM238 63V61H237ZM157 64L158 66L159 63H155ZM187 64V63H186ZM189 64V63H188ZM191 64V63H190ZM219 64V63H218ZM70 65V64H69ZM163 65V64H162ZM167 65V64H166ZM178 65V64H177ZM208 65V64H207ZM221 65V64H220ZM233 65V64H231ZM176 66V65H175ZM181 66V65H180ZM196 66V67H197ZM215 66V65H214ZM178 67V66H177ZM184 67V66H182ZM189 67V66H188ZM238 67H240V64L238 63ZM248 67V66H247ZM45 68V67H44ZM160 68V67H159ZM169 68V67H168ZM185 68V67H184ZM187 68V67H186ZM195 68V67H193ZM204 68V67H203ZM206 68V66H205ZM214 68V67H213ZM217 69L220 68V67H216ZM233 68V67H232ZM234 68H237V67H234ZM189 69V68H188ZM187 69V70H188ZM199 70V68H196ZM215 69V68H214ZM250 69V68H249ZM253 69V70H254ZM46 70V69H45ZM153 70V69H152ZM161 70V69H160ZM162 70L164 71V69L162 68ZM161 70V71H162ZM207 70V69H206ZM235 70V69H233ZM241 70V69H240ZM41 71V70H40ZM151 71V69L149 70ZM172 72V70H170ZM174 71V70H173ZM179 71V70H178ZM189 71V70H188ZM202 71V70H201ZM236 71V70H235ZM242 71V70H241ZM247 71V70H246ZM26 72V71H25ZM160 72V71H158ZM176 72V71H174ZM185 72V71H184ZM27 73V72H26ZM35 73V72H34ZM44 73V72H43ZM157 73V72H155ZM173 73V72H172ZM199 75L202 76V72L199 71ZM214 73H216V71H214ZM245 72H243L242 74H244ZM256 73V74H257ZM195 76H196V72L194 73ZM204 74V72H203ZM211 74V73H208V75ZM253 74V73H252ZM25 74H23L24 76ZM163 75V74H162ZM166 74L164 73V76ZM172 75V74H171ZM178 75V74H177ZM191 75V74H190ZM205 75V74H204ZM49 76V75H47ZM54 76V75H53ZM154 76V75H153ZM152 76V77H153ZM181 76V74H180ZM192 76V75H191ZM190 76V77H191ZM194 76V75H193ZM192 76V78H194ZM206 76V75H205ZM212 74L209 76H206L209 78H211ZM239 76V75H237ZM237 76H235V78L237 79H240L241 80V77L238 78ZM246 76V75H245ZM99 77V78H100ZM184 77H185V74H184ZM205 77V78H206ZM214 79H215V76H213ZM212 77V78H213ZM223 77V76H222ZM228 77V75L226 76ZM250 79H251V76H249ZM254 77V76H253ZM256 77V76H255ZM254 77V78H255ZM24 78V77H23ZM43 78V77H42ZM46 78V77H44ZM43 78V79H44ZM56 78V77H55ZM84 78V77H83ZM88 78V77H87ZM154 78V77H153ZM174 78V77H173ZM200 78V77H199ZM225 78V77H224ZM261 78V77H260ZM147 79V78H146ZM152 79V78H151ZM155 79V78H154ZM153 79V80H154ZM161 79V78H160ZM175 79V78H174ZM204 79V78H203ZM217 79V77H216ZM248 79V78H247ZM245 79L244 82L247 80ZM27 80V79H26ZM48 80V79H47ZM171 80V79H170ZM176 80V79H175ZM187 80V78H186ZM194 80V79H193ZM191 80V81H193ZM225 80V79H224ZM249 80V79H248ZM55 81V80H54ZM58 81V80H57ZM163 81V80H162ZM177 81V80H176ZM181 81V80H180ZM197 81V80H195ZM200 81V80H199ZM217 81L220 82L221 86H222V83H221V80H218ZM216 81V82H217ZM242 81V80H241ZM252 81V80H250ZM254 81V80H253ZM252 81V82H253ZM259 81V80H258ZM261 81V80H260ZM259 81V83H260ZM160 82V81H159ZM165 82V81H164ZM173 82V81H172ZM202 82V80H201ZM205 82V81H204ZM210 82V81H209ZM218 82V83H219ZM224 84H225V81H223ZM230 82V81H229ZM234 82V81H233ZM59 83V82H57ZM166 83V82H165ZM183 83V82H182ZM197 84L199 82H196ZM238 83V82H237ZM259 83H257L259 85ZM70 84V83H69ZM97 84V83H96ZM99 84V83H98ZM179 84V83H178ZM207 84V83H206ZM210 84V83H209ZM227 84V82H226ZM234 84V83H233ZM240 84V83H239ZM262 84V83H261ZM40 85V84H39ZM44 85V84H43ZM77 85V84H76ZM92 85V84H91ZM162 85V84H160ZM164 85V83H163ZM180 85V84H179ZM192 85V84H191ZM199 85V84H198ZM203 85V83H202ZM208 85V84H207ZM231 85H232V82H231ZM30 86V85H29ZM98 86V85H97ZM152 86V85H151ZM154 86V85H153ZM209 86V85H208ZM212 86V85H211ZM210 86V87H211ZM221 86H219V88H221ZM227 85H225L226 87ZM235 86V85H233ZM31 87V86H30ZM29 87V88H30ZM46 87V86H45ZM71 87V86H70ZM100 87V86H99ZM158 87L160 88V86H157V91L159 92V89ZM182 87V86H181ZM213 88H215L214 86H212ZM212 87L210 88V90L212 89ZM230 90V87L227 86ZM226 87V89L228 90V88ZM252 87V85H251ZM261 87V86H260ZM151 88V87H149ZM163 88V86H162ZM174 88V87H173ZM206 89V87H204ZM218 87H216L215 89H217ZM218 88V89H219ZM224 88V85L223 87ZM221 88V90H222ZM232 88V87H231ZM259 88V87H258ZM32 89V87H31ZM71 89V88H70ZM75 89V88H74ZM148 89V88H147ZM165 89V88H163ZM179 89V88H178ZM184 90V88H182ZM199 88H197V91H198ZM217 89V90H218ZM225 89V88H224ZM241 87H237V90L235 92H238V91H241L240 90ZM244 87H243V92H244ZM255 89V87H254ZM253 89V90H254ZM260 89V88H259ZM153 90V89H152ZM176 90V89H175ZM209 90V91H210ZM220 90V89H219ZM220 90V91H221ZM226 90V91H227ZM228 90V91H229ZM231 90H235V89H231ZM261 90V89H260ZM150 91V89H149ZM169 91V90H168ZM196 91V90H195ZM206 91V90H205ZM208 91V90H207ZM212 92L214 90H211ZM225 91V90H224ZM252 91V89H251ZM259 91V90H258ZM90 92V90H89ZM154 92V91H153ZM152 92V93H153ZM166 92V91H164ZM175 92V91H174ZM178 92V90H177ZM184 92H186L184 90ZM223 92V91H222ZM220 93V94H223L224 98H225V101L227 100L226 99V96L224 95V92L223 93ZM242 92V93H243ZM254 92V91H253ZM252 92V93H253ZM260 92V91H259ZM261 92H264V91H261ZM94 93V92H93ZM151 93V92H150ZM155 93V92H154ZM157 93V92H156ZM196 93V92H195ZM208 93V92H207ZM226 93V92H225ZM240 93V92H239ZM239 93H238V97H239ZM244 93H247V94H251V93H248L245 92ZM256 93V92H255ZM68 94V93H67ZM82 94V93H81ZM141 94V93H140ZM138 94V95H140ZM160 94V92L158 93ZM188 94H191V93H188ZM206 94V93H204ZM214 93H211L210 96L208 94L209 97H212ZM216 94V93H215ZM214 94V95H215ZM228 93H226L227 95ZM235 93H233L234 95ZM2 95V93H1ZM183 95V93H182ZM196 95V94H195ZM212 95V96H211ZM232 95V96H233ZM237 95V93L235 94V96ZM144 96V95H143ZM157 96V95H156ZM159 96V95H158ZM171 96V94H170ZM187 96V95H186ZM189 96V95H188ZM197 96V95H196ZM241 96V95H240ZM244 96V95H243ZM261 96V95H260ZM53 97V95H52ZM62 97V96H61ZM175 97V96H174ZM178 97V96H176ZM175 97V98H176ZM208 97V98H209ZM216 97V95H215ZM215 97L213 98H210L211 100L208 101V102H211L215 99ZM222 97V96H221ZM234 97V96H233ZM237 97V98H238ZM255 97V96H254ZM257 97V96H256ZM262 97V96H261ZM54 98V97H53ZM138 98V97H137ZM141 99V97H139ZM159 98V97H158ZM163 98V95L162 97ZM168 98V96H167ZM166 98V99H167ZM174 98V99H175ZM183 98V97H182ZM194 98V97H193ZM202 98V97H200ZM228 98V97H227ZM229 98H230V94H229ZM248 98V96L246 97L245 96V99ZM252 98V96H251ZM259 98V96H258ZM264 98V97H263ZM173 99V98H172ZM173 99V100H174ZM186 99V98H185ZM213 99V100H212ZM217 99V97H216ZM215 99V100H216ZM223 98H219L215 101V104L219 101V100H222ZM232 99V97L230 98ZM262 98H260L261 100ZM161 100V103L164 101V99H160ZM184 100V99H183ZM243 100H244V97H243ZM247 100V99H246ZM256 100V99H255ZM93 101V100H92ZM151 101V100H150ZM159 101V99H158ZM167 101V100H165ZM196 101V100H194ZM202 102H204L203 100H201ZM224 99H223V104L225 106L221 105L228 109V105H226ZM227 101H230V100H227ZM235 101V100H234ZM237 101V100H236ZM258 101V99H257ZM221 102V101H220ZM225 102V103H224ZM238 102V101H237ZM245 102V100L243 101V103ZM256 102V101H255ZM261 102V101H260ZM259 102V103H260ZM263 102V101H262ZM73 103V102H72ZM137 103V101H135V104ZM141 103V102H139ZM160 103V101H159ZM158 103V104H159ZM172 103V102H171ZM176 103V102H175ZM183 103V102H182ZM185 103V102H184ZM214 103V101L212 102ZM232 103V107L235 106L233 105V102H230ZM230 103H227V104H230ZM239 103V102H238ZM242 103V102H241ZM247 102H245L244 104H246ZM153 104V103H152ZM168 104V103H167ZM179 104V102H178ZM192 104V101L191 103ZM196 104V102H195ZM200 104V101L199 103H197V107L195 105V107L193 108V119L191 120V122H189V120L191 119V117H189V120H188V128L187 130L189 131V133L191 134H194V136H197L198 134V137H197V141H198V146H201L203 144L202 140L206 139H211L210 137L212 136H215L218 133H216V129H215V122L214 124L212 123V121H209L207 119L210 118V111H208L207 114L204 113V111L202 110L203 107L201 108L198 107ZM203 104V103H202ZM205 104V102H204ZM236 104V103H234ZM249 104V102H248ZM74 105V104H73ZM142 105V104H140ZM165 105V103H164ZM171 106L173 105L170 104ZM177 105V104H176ZM186 105V104H185ZM194 105V104H193ZM211 105V104H208V106ZM220 105V103H219ZM220 105V108L222 107ZM230 105V107H231ZM237 105V104H236ZM258 105V104H257ZM64 106V105H63ZM154 105H152L153 107ZM158 106V105H157ZM167 106V105H166ZM205 106V105H204ZM227 106V107H226ZM246 106V105H245ZM251 106V105H249ZM254 106V105H253ZM263 108H264V103H263ZM93 106L89 107V108H92ZM176 109L177 106H175ZM174 107V108H175ZM183 107V106H182ZM212 107V106H211ZM231 107V108H232ZM238 107V106H237ZM243 107V106H242ZM256 108V106H254ZM139 108V107H138ZM155 108V107H154ZM180 108V107H179ZM215 108H219V107H216ZM215 108L213 107V110L215 112ZM219 108V110H220ZM40 109V108H38ZM64 109V108H63ZM140 109V108H139ZM164 109V107H163ZM162 109V110H163ZM173 109V108H172ZM186 109V108H185ZM234 109V108H233ZM247 109V108H246ZM245 109V110H246ZM249 109V108H248ZM247 109V110H248ZM45 110V108H44ZM134 110V109H133ZM148 110V109H147ZM150 110V109H149ZM168 110V109H167ZM181 110V109H180ZM258 111V109H256ZM41 111V110H40ZM65 111V109H64ZM177 111V114L178 113V110ZM174 111V112H176ZM182 111V110H181ZM188 111V110H186ZM212 111V110H211ZM222 111V108L221 110ZM224 111V109H223ZM222 111V112H223ZM256 111V112H257ZM143 112L141 110V113L143 115ZM147 112V113H146ZM168 112V111H167ZM172 112V111H171ZM261 112V110H260ZM19 113V112H18ZM68 113V112H67ZM127 113V112H125ZM124 113V114H125ZM170 113V112H169ZM167 113V114H169ZM218 113V112H216ZM262 113V112H261ZM260 113V114H261ZM87 114V113H85ZM137 114V113H136ZM165 114H166V109H165ZM166 114V115H167ZM174 114V113H173ZM172 114V115H173ZM213 114V113H212ZM219 114V113H218ZM221 114V113H220ZM231 114V113H230ZM229 114V115H230ZM240 114V113H239ZM251 114V113H250ZM258 116H259V113L257 112ZM90 115V113H89ZM94 115V114H92ZM91 115V116H92ZM180 115V114H179ZM186 115V114H185ZM208 115L209 118L206 119V116ZM246 115V114H245ZM252 115V114H251ZM44 116V115H43ZM76 116V115H75ZM90 116V117H91ZM125 116V115H124ZM138 116H140L138 114ZM171 116V114H170ZM169 116V117H170ZM176 116V115H175ZM182 117V115H180ZM223 116L225 115H222V118ZM239 116V115H238ZM261 116V115H260ZM264 116V115H262ZM261 116V117H262ZM17 117V116H16ZM93 117V116H92ZM121 117V116H120ZM128 117V116H127ZM174 117V116H173ZM240 117V116H239ZM254 117V116H252ZM18 118V117H17ZM43 118V117H41ZM61 118V117H60ZM187 118V116L185 117V119ZM219 118V117H218ZM221 118V119H222ZM237 118V117H236ZM243 118V117H241ZM247 118V117H245ZM245 118H244V121H245ZM259 118V117H258ZM39 119V118H38ZM44 119V118H43ZM48 119V118H47ZM92 119V118H91ZM120 119V118H119ZM132 119V117H131ZM213 119H214V116H213ZM226 119L228 120V118L226 117ZM251 119V118H250ZM249 119V121H250ZM254 119V118H252ZM251 119V120H252ZM257 119V118H255ZM261 119V118H259ZM93 120V119H92ZM187 120V119H186ZM219 120V119H218ZM247 120V119H246ZM45 121H47L45 119ZM52 121V120H51ZM67 121V120H66ZM133 121V119H132ZM184 121V119H183ZM242 121V120H241ZM243 121V123H244ZM248 121V120H247ZM246 121V122H247ZM249 121L248 123L245 122V124H249ZM262 121H264V119H262ZM39 122V121H38ZM121 122V121H120ZM139 122V121H138ZM137 122V123H138ZM140 122H143L142 120H140ZM147 122V120L145 121ZM218 122V121H216ZM225 122V121H224ZM251 122V121H250ZM256 122L258 123V119L256 120ZM53 123V122H52ZM65 123V121H64ZM124 123V122H123ZM121 123V124H123ZM128 123V122H127ZM182 123V122H181ZM252 123H253V120H252ZM37 124V122L35 123ZM48 124V123H47ZM117 124V123H116ZM126 124V123H125ZM172 124H173V121H172ZM183 124V123H182ZM229 123H227L228 125ZM236 124V123H235ZM244 124V125H245ZM26 125V124H25ZM39 125V124H38ZM118 125H119V122H118ZM180 125V124H179ZM218 125V124H217ZM225 125V126H227ZM254 125V124H253ZM255 125H258V124H255ZM254 125V126H255ZM261 125V124H259ZM37 126V125H36ZM48 126H50L48 124ZM47 126V127H48ZM62 126V125H61ZM137 126V125H136ZM252 126V125H251ZM35 127V126H34ZM53 127V126H52ZM63 127V126H62ZM118 127V126H117ZM116 127V128H117ZM138 127V126H137ZM143 127V125H142ZM203 127H207L205 128V130L203 132L201 131H198V130H201ZM260 127V126H259ZM4 128V127H3ZM11 128V127H10ZM25 128V127H24ZM44 128V127H42ZM41 127L39 128L40 130H43ZM54 128V127H53ZM76 128V127H75ZM222 128V127H221ZM245 128V126L243 127ZM5 129V128H4ZM7 129V128H6ZM15 129V128H13ZM89 129V128H88ZM141 129V128H140ZM143 129V128H142ZM223 129V128H222ZM231 129V130H230ZM246 129V128H245ZM253 131L256 129H254L252 127ZM250 129V130H252ZM12 130V128H11ZM21 130V129H20ZM45 130V129H44ZM86 130V129H85ZM119 130V129H117ZM116 130V131H117ZM224 130V129H223ZM226 130V129H225ZM229 132L232 133V134H236L235 132V126L234 124H230L229 126ZM243 130V129H242ZM247 130V129H246ZM14 131V130H13ZM30 131V130H29ZM248 131H249V128H248ZM22 133H24L22 130H21ZM31 132V131H30ZM29 132V133H30ZM36 132H37V129H36ZM35 131L33 132L36 133ZM46 132V130H45ZM52 132V131H51ZM115 132V131H113ZM241 132V130H240ZM257 132V131H254V133ZM263 132V131H262ZM10 133V131H9ZM20 132H18L19 134ZM22 133H20L22 135ZM41 133V136L43 135L42 134V131L38 132V134ZM44 133V132H43ZM68 133V132H67ZM89 133V131H88ZM226 133V132H225ZM243 133V132H242ZM246 133V132H245ZM249 132H247L248 134ZM264 133V132H263ZM5 134V132H4ZM16 134V133H15ZM27 134V132H26ZM24 134V135H26ZM119 134H120V131H119ZM118 134V135H119ZM228 134V133H226ZM231 134V136H232ZM244 134V133H243ZM262 134V133H261ZM2 135V134H1ZM20 135V136H21ZM22 135V136H24ZM37 135V133H36ZM47 135V134H46ZM117 135V133H116ZM249 135V134H248ZM255 135V134H254ZM264 135V134H262ZM8 136L7 134L5 135V137ZM30 136V134H29ZM32 136V134H31ZM34 136V135H33ZM40 136V135H38ZM37 136V137H38ZM71 136V135H70ZM243 136V135H242ZM247 136V135H245ZM243 136V138L245 137ZM258 136V135H257ZM15 137V135H14ZM13 137V138H14ZM77 137V135L75 136ZM74 137V138H75ZM190 137V136H189ZM252 137V136H251ZM250 136L248 137V139H252ZM254 137V136H253ZM16 138H18L17 140H19V136H16ZM40 138L41 137H38L39 139V143H40ZM55 138L57 137H54V140ZM60 139L58 140V142H61V134H60ZM73 138V139H74ZM79 139V137H77ZM218 138V137H217ZM222 139L224 138L223 136L221 137ZM246 138V137H245ZM2 139V138H0ZM25 139H28V137H26ZM42 139V138H41ZM48 139V138H47ZM81 139V138H80ZM186 139V138H185ZM216 139V138H214ZM249 139V140H250ZM7 140V139H6ZM14 140V139H13ZM16 140V142H17ZM21 141L22 138L20 139ZM43 140H46L43 139ZM53 140V139H52ZM52 140H50V138L47 140L48 141V144L46 143L47 141H45L46 145L49 146V150H50V153L52 152L51 151V146H52ZM212 140V139H211ZM257 140V139H256ZM261 140V139H260ZM259 140V141H260ZM2 141V140H1ZM51 141V143H49ZM81 141V140H80ZM189 141V140H188ZM5 142V140H4ZM196 142V141H195ZM213 142V141H212ZM215 142V141H214ZM228 142V141H227ZM247 142V141H246ZM254 142V141H253ZM256 142V141H255ZM254 142V144H255ZM3 143V142H1ZM14 143V142H13ZM19 143V141H18ZM24 143V142H23ZM22 143V144H23ZM43 143V142H41ZM68 143V141H67ZM69 143H71L69 141ZM75 143V142H74ZM263 143V142H262ZM12 144V143H11ZM26 144V143H24ZM37 144V143H36ZM62 144V142H61ZM188 144V143H187ZM248 144V143H247ZM253 144V145H254ZM1 145V144H0ZM3 145V144H2ZM5 145H8V144H5ZM13 145H16V144H12V147H14ZM33 145V144H32ZM38 145V144H37ZM36 145V146H37ZM44 145V144H43ZM51 145V146H50ZM54 145V144H53ZM68 145V144H67ZM73 145V143H72ZM189 145V144H188ZM213 145V144H212ZM244 145V144H243ZM242 145V147H243ZM26 148H29L30 146H28L26 144ZM58 146V145H57ZM71 146V145H70ZM79 146H80V142H79ZM177 146L179 148H177ZM11 147V145L9 146ZM8 147V148H9ZM11 147V148H12ZM38 147V146H37ZM54 147V146H52ZM59 147V146H58ZM241 147V146H240ZM250 147V146H249ZM43 148V147H42ZM62 148V147H61ZM74 148V147H72ZM177 148V150H176ZM244 148V147H243ZM16 149H19V148H16ZM21 149V147H20ZM25 149V148H24ZM37 149V148H36ZM35 149V150H36ZM56 149L57 150V147L53 148V152L52 153H55L56 151L54 150ZM256 149V148H255ZM26 150V149H25ZM46 150V149H45ZM48 150V149H47ZM211 150V149H210ZM257 150V149H256ZM260 150V149H259ZM33 151V150H32ZM59 151V149H58ZM73 151V149H72ZM75 151V149H74ZM80 151V150H79ZM204 151V150H203ZM207 151V150H206ZM8 152V151H6ZM10 152V150H9ZM8 152V153H9ZM12 152L14 153L15 150ZM18 152V151H16ZM21 152V151H20ZM26 152V151H24ZM31 152V151H30ZM37 152V150H36ZM41 151H39L40 153ZM47 152V151H44V153ZM61 151H59L58 153H60ZM209 152V151H208ZM231 152V150H230ZM35 153V152H34ZM38 153V152H37ZM63 154V151L61 152ZM60 153V154H61ZM65 153H67L66 151H64V155ZM78 153V152H76ZM184 153V154H185ZM212 153V152H211ZM264 153V152H263ZM42 154V153H40ZM57 154V153H56ZM55 154V155H56ZM59 154V155H60ZM61 154V155H62ZM71 154V151H69V155ZM73 154V153H72ZM75 154V152H74ZM206 154V153H205ZM217 154V153H216ZM14 154H12L13 156ZM17 155V154H16ZM26 155V154H25ZM51 155V154H50ZM49 155V156H50ZM53 155V154H52ZM68 155V153L66 154ZM200 155V154H199ZM261 155V154H260ZM24 156V155H23ZM37 156V155H36ZM42 156V155H40ZM54 156V155H53ZM34 157V155H33ZM33 157L31 159H33ZM38 157V156H37ZM55 157V156H54ZM58 157V155H57ZM198 157V156H197ZM241 157V156H240ZM41 158V157H39ZM56 158V157H55ZM73 158V157H72ZM182 158V157H181ZM184 158V157H183ZM10 159V158H9ZM14 159V158H12ZM22 159V158H21ZM44 159V158H43ZM49 159V158H47ZM51 159V158H50ZM49 159V160H50ZM58 159V158H57ZM61 158L59 157V160ZM70 159V158H69ZM74 159V158H73ZM178 159V160H177ZM188 159V158H187ZM247 159V158H246ZM252 159V158H251ZM262 159V158H261ZM18 160V159H17ZM30 160V159H29ZM65 158L62 160L64 161ZM67 160V158H66ZM184 160V159H183ZM199 160V159H198ZM263 160V159H262ZM26 161V159H25ZM24 161V162H25ZM31 161V160H30ZM35 161V160H34ZM52 161V160H51ZM50 161V162H51ZM61 161V160H60ZM69 161V160H68ZM187 161V160H186ZM217 161V160H216ZM254 161V160H253ZM256 161V160H255ZM5 162V161H3ZM17 162V161H16ZM42 162H45L44 160ZM72 162V161H71ZM182 162V161H180ZM18 163V162H17ZM37 163V162H36ZM54 163V162H53ZM189 163V162H188ZM264 163V162H263ZM1 164V163H0ZM4 164V163H3ZM26 164V162H25ZM32 163H30L31 165ZM39 164V163H38ZM64 164V163H63ZM29 165V164H28ZM27 167L30 168V165ZM34 165V164H33ZM32 165V166H33ZM37 165V164H36ZM70 165V164H69ZM262 165V164H261ZM39 166V165H37ZM42 166V164H41ZM40 166V169L42 170L43 167ZM182 167L183 164L181 165ZM180 166V167H181ZM192 166V165H191ZM200 166V165H199ZM264 166V165H263ZM1 167V165H0ZM3 167V166H2ZM35 167V166H34ZM195 167V166H194ZM5 168V167H4ZM18 168V167H17ZM33 168V167H32ZM32 168H30V171H29V174H31L30 172L33 170ZM46 168V167H45ZM188 168V167H186ZM242 168V167H241ZM32 169V170H31ZM58 169V168H56ZM55 169V170H56ZM124 169V168H123ZM127 169V168H126ZM184 169V168H182ZM181 169V170H182ZM198 169V168H197ZM244 169V168H243ZM262 169V168H261ZM45 170V169H44ZM49 170H50V167H49ZM53 170V169H52ZM51 170V172H52ZM191 170V169H190ZM199 170V169H198ZM2 171V170H1ZM6 171V170H5ZM22 171V170H21ZM37 171V170H35ZM40 171V170H38ZM54 171V170H53ZM3 172V171H2ZM122 172V171H121ZM188 172V171H187ZM186 172V174H187ZM192 172H194L192 170ZM198 172V171H197ZM200 172V171H199ZM233 172V171H232ZM244 172V171H243ZM46 173V172H45ZM48 173V172H47ZM55 173V172H54ZM201 173V174H202ZM39 176L42 175V173L39 172ZM49 174V173H48ZM196 174V173H195ZM195 174L193 173H188L187 176L188 178L191 179V181H195ZM244 174V173H243ZM33 175V173H32ZM52 175V174H51ZM125 175V174H124ZM128 175V174H127ZM29 177V175H27ZM34 176V175H33ZM185 176V174H184ZM32 177V176H31ZM38 177V176H37ZM49 177H51L49 175ZM125 177V176H124ZM127 177V176H126ZM196 177H198L196 175ZM238 177V176H237ZM186 178V177H185ZM184 178V179H185ZM199 178V177H198ZM259 180H262V183L260 184V186H258L257 190L255 191V193L257 194H253V200L251 199L252 201V204H255L253 207H254V214H253V211H249L250 213L252 212V214L256 217V209L255 207L257 208V206L259 207V212H260V209H262V214L264 216V178H262V173L259 174V177H257ZM29 179V178H27ZM35 178H33L34 180ZM40 179V178H39ZM38 179V180H39ZM122 179V178H121ZM120 179V180H121ZM197 179V178H196ZM202 179V178H201ZM22 180V178H21ZM44 180V179H43ZM123 180V179H122ZM23 181V180H22ZM32 181V180H31ZM46 181V180H44ZM125 181V180H124ZM123 181V182H124ZM188 181V180H187ZM190 181V182H191ZM202 181V180H201ZM121 182V183H123ZM126 182V181H125ZM197 182V181H196ZM43 183V181H42ZM128 182L126 183H123V185L127 184ZM203 183V181H202ZM255 183V182H254ZM32 184V183H31ZM187 184V183H186ZM194 184V182L192 183ZM250 184V183H249ZM253 184V183H251ZM256 184V183H255ZM41 185V183L39 184ZM74 185V184H73ZM122 185V187H123ZM132 184H130L129 186H131ZM254 185V184H253ZM252 185V186H253ZM12 186H13V183H12ZM28 186V184H27ZM75 186V185H74ZM185 189H187L186 191L188 192H184L185 189H183L184 187ZM188 186V185H187ZM30 187V185H29ZM37 187V186H36ZM41 187V186H40ZM189 187V186H188ZM254 187V186H253ZM16 188V187H14ZM32 188V187H31ZM126 188V187H125ZM123 188V190L125 189ZM250 188V187H249ZM10 189H13V188H10ZM18 190V188H16ZM29 189V188H28ZM39 189V187H38ZM244 189V188H243ZM89 191V190H88ZM131 191H132V188H131ZM134 191V190H133ZM192 191V190H191ZM247 191V190H246ZM72 194H73V191H71ZM125 192V190H124ZM123 192V193H124ZM239 192V191H238ZM245 192V191H244ZM6 193V192H5ZM4 193V194H5ZM17 193V192H16ZM22 193V192H21ZM120 193V192H119ZM127 193L129 194V191L127 190ZM135 193V192H134ZM186 193V194H185ZM242 193V192H241ZM11 194V192H10ZM18 194V193H17ZM16 194V195H17ZM24 194V193H23ZM86 194V192H85ZM121 196H124L126 195L124 193V195H122V190H121ZM195 194L199 195V199L202 200L203 202V205H204V210H199L196 206H194V202L196 200V197ZM251 194V193H249ZM21 195V194H20ZM69 195V194H68ZM248 196V194H247ZM15 197H17V201L19 200L18 197L19 196H15L13 195V197L10 199L11 201L9 202V205L8 208V214L7 215H4L0 221V246L3 247L4 245H8L9 247H11L12 250H16L18 252V254L20 255V257L22 258V261L23 262H19L18 260L16 259H13V258H0V264H93V262H88L87 260H85V258L82 256V252H80L77 247L75 246V236L72 237V236H67V237H63V239H61V241L58 242V244L54 247H51L50 249H47V250H42V248L40 247V240H39V237L34 235L33 237H30V234H28V227H22V220L20 218V215L17 214L16 212V206H15ZM125 197V196H124ZM21 198V197H19ZM131 198V197H130ZM129 198V200H130ZM134 198V197H132ZM136 198V197H135ZM227 198V199H226ZM232 198L230 200H232ZM249 198V197H248ZM83 199V198H82ZM236 199V198H235ZM245 199V198H244ZM127 200V201H129ZM137 200V199H136ZM134 200V203L135 201ZM199 200V201H200ZM229 200V199H228ZM132 201V200H130ZM238 201V199H237ZM105 202V203H106ZM138 202V201H137ZM236 202V200H235ZM85 203V202H84ZM89 203V202H88ZM100 203V204H101ZM201 203V202H200ZM199 203V204H200ZM237 203V202H236ZM262 204V205H258V204ZM126 204V203H125ZM131 204V203H129ZM133 204V203H132ZM132 204H131V207H132ZM196 204H198V201L196 202ZM198 204V205H199ZM96 205V204H95ZM136 205V204H135ZM202 205V204H201ZM202 205V206H203ZM40 206V205H39ZM42 207V206H41ZM84 207V206H83ZM87 207V206H86ZM86 207H85V210H86ZM231 207V206H230ZM230 207H229V210H230ZM90 208V207H89ZM126 208V207H125ZM132 208V209H133ZM228 208V207H227ZM251 208V207H250ZM49 209V208H47ZM77 209V208H76ZM79 209V207H78ZM91 209V208H90ZM116 209V210H117ZM124 209V208H123ZM127 209V208H126ZM224 209V208H223ZM253 209V208H252ZM75 210V209H74ZM125 210V209H124ZM225 210V209H224ZM244 210V208L242 209ZM248 211V209H246ZM68 211V210H67ZM79 211V210H78ZM82 211V210H81ZM88 211V209L86 210ZM85 211V213H86ZM93 211H97L96 209L93 210ZM92 211V212H93ZM99 211L101 212L100 208H99ZM97 211V212H99ZM105 211V210H104ZM77 212V211H76ZM83 212V211H82ZM119 213V216H118V221H120L121 219L119 218L120 217V211H118ZM126 212V211H125ZM128 212V211H127ZM229 213V211H227ZM249 212H248V215H249ZM75 213V211H74ZM89 213V212H88ZM91 213V212H90ZM231 213V212H230ZM258 213V212H257ZM79 214H80V211H79ZM93 213H91L90 215H92ZM96 214V213H95ZM94 214V215H95ZM125 214V213H124ZM127 214V213H126ZM130 214V217H131V213ZM128 214V215H129ZM149 214V215H150ZM85 215V214H84ZM93 215V216H94ZM100 214L96 215V217H98ZM108 214H106V217H107ZM114 215V214H113ZM148 215V216H149ZM229 215V214H228ZM76 216V214H75ZM86 216H87V213H86ZM84 216V217H86ZM103 216V214H102ZM125 217V215H123ZM127 216V215H126ZM147 217L146 220H147ZM230 216V215H229ZM234 216V215H233ZM262 216V218H264ZM82 217V216H81ZM112 217V216H111ZM129 217V218H130ZM141 217V215H140ZM93 218V217H92ZM104 220H105V217H103ZM102 218V219H103ZM144 218V219H145ZM151 218V219H150ZM236 218V217H235ZM242 218V215H240V218ZM251 218V217H250ZM69 219V218H68ZM76 219V217H75ZM99 219V218H98ZM100 219H101V215H100ZM99 219V220H100ZM113 219H115V222H116V217ZM127 221H128V218H126ZM131 219V218H130ZM138 219V218H137ZM143 218L141 217V220ZM144 219L142 222H144ZM252 219V218H251ZM254 219V218H253ZM256 219L259 220V218L257 217ZM251 220L250 222H253L254 221H258V220ZM70 220V219H69ZM125 220V218H124ZM245 220V219H244ZM21 221V223H20ZM79 221V220H78ZM77 221V222H78ZM86 221V220H85ZM110 221V220H109ZM114 221V220H113ZM112 221V222H113ZM117 221V222H118ZM126 221V222H127ZM138 221V220H137ZM140 221V220H139ZM158 221H156V223L158 224ZM238 221V220H237ZM240 221V220H239ZM243 221V220H242ZM247 221V220H246ZM82 222V221H81ZM101 222V221H100ZM105 222V221H103ZM107 222V220H106ZM112 222H109V223H112ZM116 222V223H117ZM124 222V223H126ZM135 222V221H134ZM147 222V221H146ZM149 222V221H148ZM147 222V223H148ZM153 222L155 223V221L153 220ZM249 222V221H248ZM59 223V222H58ZM87 223V222H86ZM138 223V222H137ZM151 223V222H149ZM148 223V224H149ZM155 223V224H156ZM239 223V222H238ZM241 223V221H240ZM253 223H251L253 225ZM257 223V222H256ZM259 223V222H258ZM21 224V225H20ZM108 224V222H107ZM113 224V223H112ZM120 224V225H119ZM128 224V222H127ZM131 223H129V226H130ZM136 224V223H135ZM139 224V223H138ZM146 224V223H145ZM248 224V223H247ZM255 224V223H254ZM261 224V223H259ZM258 224V225H259ZM80 225V224H78ZM77 225V226H78ZM84 225V224H83ZM105 226H107L105 223H104ZM117 225V224H116ZM133 225V224H132ZM159 225V224H158ZM157 225V226H158ZM162 225V226H163ZM175 225L173 226L174 228ZM238 225V224H237ZM236 225V226H237ZM256 225V224H255ZM76 226V228H77ZM113 226V225H112ZM121 226V222H118V228L115 230L114 234L112 233V235L109 234V236H114L112 239L113 241L115 242V244H117L115 246V248L113 249H117L119 250V248L122 246L124 249L127 247V250H128V253L126 254L125 251L121 250V253H125L124 255L125 258L122 259V256L120 259H122V264L125 263V262H130L132 264H134L137 261H139V258H135V253L137 251V254H139V252H141V247H138L140 244L142 245V243H135V239L130 243L129 241V245L127 243L128 246H125L123 245V241L124 243H126L125 239H123V235L125 234V228L124 230H122V228H120ZM125 226H128V225H125ZM124 226V227H125ZM149 226V225H147ZM152 226H155V225H152ZM161 226V224H160ZM251 226V225H250ZM56 227V226H55ZM85 227V225H84ZM83 227V228H84ZM88 227V226H87ZM95 227V226H94ZM104 227V226H103ZM131 227V226H130ZM136 227V226H135ZM167 227H169L167 225ZM239 227V226H238ZM245 227V225H244ZM248 227V226H247ZM255 227V226H254ZM260 227V226H259ZM58 228V227H57ZM96 228V227H95ZM109 229V226L106 227ZM106 228H103V230H105ZM129 228V227H128ZM127 228V229H128ZM148 228V227H147ZM155 228V227H154ZM162 227H160L159 229H161ZM240 228V227H239ZM80 229V228H79ZM99 229V228H98ZM106 229V230H108ZM111 229V228H110ZM109 229V230H110ZM114 229V228H113ZM113 229H111L110 231L112 232ZM130 229V228H129ZM135 229V228H134ZM153 229V227H152ZM167 229V228H166ZM175 229V231L177 230ZM236 229V227L234 228ZM247 229V228H246ZM86 230V229H85ZM102 229H100L101 231ZM133 230V229H132ZM136 230V229H135ZM134 230V231H135ZM138 230L140 231L141 229H137V233L138 234ZM144 230V229H143ZM149 230V229H148ZM157 230V228H156ZM173 230V229H172ZM233 230V229H232ZM231 230V231H232ZM243 230V228H242ZM259 230H264L263 228H259ZM95 231V230H94ZM133 231V232H134ZM154 231V229H153ZM153 231H149L150 234L153 233ZM162 231V230H161ZM177 231V233L179 234V232ZM245 231V230H244ZM56 232V231H55ZM79 232V231H78ZM89 232V231H88ZM102 232V231H101ZM105 232V231H104ZM121 232V233H120ZM128 232V231H127ZM132 232V233H133ZM142 232V231H141ZM186 232L184 231L185 235L187 236L188 233L186 234ZM194 232V231H193ZM199 232V233H200ZM83 233V231H82ZM85 233V232H84ZM129 232V234H132ZM157 233V232H156ZM195 233V232H194ZM71 234V233H69ZM81 234V232H80ZM90 234V233H89ZM95 234V233H94ZM93 234V235H94ZM96 234H99L98 231ZM122 234V235H121ZM155 234V233H154ZM165 233L163 232V235ZM182 234V233H181ZM180 234V236H181ZM247 234V233H246ZM262 234V233H261ZM29 235V236H28ZM127 237L129 236L128 234H126ZM133 235V234H132ZM140 235V234H138ZM153 235V234H152ZM151 235V237H152ZM189 235L187 236L188 239L192 240L193 238V241H194V237L191 236L189 237ZM235 236H237L236 234V231H235ZM251 235H254L256 236L255 234H251ZM83 236V235H82ZM81 236V237H82ZM91 236V234H90ZM95 236V235H94ZM104 236V235H103ZM136 236V235H134ZM155 239V235H153ZM158 236V235H157ZM184 236V235H183ZM182 236V237H183ZM202 237V235H199ZM210 236V237H209ZM245 236V235H244ZM260 236V235H259ZM85 237V236H84ZM96 237V236H95ZM93 237V238H95ZM106 236H104L105 238ZM131 237V235H130ZM200 237V238H201ZM232 237V236H231ZM238 237V236H237ZM248 237V235H247ZM246 237V239H247ZM250 237V235H249ZM253 237V236H252ZM89 238V237H88ZM98 238V236L96 237ZM107 238V237H106ZM136 238V237H135ZM150 239V240H153V239ZM208 238V239H206ZM211 238V239H212ZM243 238V237H241ZM251 238V237H250ZM261 238H264V237H261ZM158 237L155 239L157 241ZM167 239V238H166ZM199 239V238H198ZM197 239V241H198ZM212 239V240H213ZM237 239V238H236ZM244 239V238H243ZM242 239V240H243ZM249 239V238H248ZM255 239V237H254ZM77 240V239H76ZM79 240V239H78ZM77 240V241H78ZM96 240V239H95ZM94 240V242H95ZM101 240V239H100ZM130 240V239H129ZM146 240V239H144ZM216 240V241H217ZM234 240V239H233ZM238 240V239H237ZM251 240V239H250ZM263 240V239H262ZM84 241V240H83ZM93 241V240H92ZM112 241V242H113ZM137 241V240H136ZM154 241V240H153ZM160 241V240H159ZM158 241V242H159ZM163 241L165 242V239H163ZM168 241V240H167ZM172 241V239H171ZM196 241V240H195ZM194 241V242H195ZM201 241V240H200ZM86 242V241H85ZM93 242V243H94ZM99 242V241H98ZM107 242V241H106ZM162 242V240H161ZM160 243V245H162ZM170 242V240H169ZM173 242V241H172ZM199 242V241H198ZM264 242L261 241V243ZM79 243V242H78ZM91 243V242H90ZM109 243V242H108ZM154 243V242H153ZM156 243V242H155ZM155 243L152 244V247L155 246ZM159 243H157L156 245H158ZM163 243V242H162ZM187 243V241H186ZM190 243V242H189ZM207 243V242H206ZM216 243V242H215ZM237 243H240L241 242H237ZM251 243V242H250ZM254 243V242H253ZM88 244V242H87ZM104 244V243H103ZM148 244V243H147ZM192 244V242H191ZM195 244V243H194ZM214 244V243H212ZM220 244V243H219ZM218 244V245H219ZM223 244V243H222ZM243 244V242H242ZM79 245V244H77ZM84 245V244H83ZM82 245V246H83ZM102 245V244H101ZM113 245V244H111ZM198 246V244H196ZM210 245V244H209ZM216 245V244H215ZM264 245V243H263ZM85 246V245H84ZM144 246V245H143ZM163 246V245H162ZM212 246V245H211ZM217 246V245H216ZM241 246V245H240ZM250 246V245H249ZM87 247V246H86ZM98 247V245H97ZM151 247V246H150ZM156 247V246H155ZM170 247V246H169ZM172 247V246H171ZM170 247V249H171ZM199 247H200V244H199ZM202 247V246H201ZM200 247V249H201ZM245 248V246H243ZM262 247V244L260 245V249ZM85 248V247H84ZM103 248V247H102ZM162 248V247H161ZM163 248L165 249L166 247L163 246ZM183 248V247H182ZM210 248V247H209ZM93 249V248H92ZM112 249V250H113ZM154 249V248H153ZM164 249H161L160 252H162V250ZM176 248H174L175 250ZM189 250H191L189 247H188ZM195 249V248H194ZM196 249H198L196 247ZM195 249V250H196ZM213 249V248H212ZM253 249V248H252ZM251 249V250H252ZM86 250V249H85ZM126 250V251H127ZM144 250V249H143ZM157 250V249H155ZM168 250V248H167ZM187 250V249H186ZM202 251L204 250V247L203 249H201ZM247 249H245L246 251ZM92 251V250H91ZM95 251V250H94ZM92 251V252H94ZM100 251V249L98 250ZM108 251V250H107ZM106 251V253H107ZM110 251V250H109ZM145 251V250H144ZM150 251V250H149ZM159 251V250H157ZM166 251V250H164ZM163 251V252H164ZM182 251V250H181ZM199 252V249L196 250V252ZM210 251V250H209ZM208 251V252H209ZM248 251V250H247ZM246 251V252H247ZM88 252V251H87ZM115 252V250H114ZM150 252H153V251H150ZM162 252V254H163ZM170 252V250L168 251ZM168 252H165V253H168ZM178 252V253H177ZM177 255L179 254L180 250L177 251ZM228 252V253H229ZM244 252V251H243ZM245 252V253H246ZM120 253V251H119ZM143 253V252H142ZM155 253V254H154ZM152 255H156V252L154 251ZM159 253V252H158ZM170 253H175L173 252H170ZM253 253V254H252ZM86 254V253H85ZM111 255V253H109ZM136 254V255H137ZM199 254V253H198ZM204 254V253H203ZM202 254V255H203ZM215 254V253H214ZM213 254V255H214ZM251 255V256H255L254 259L257 262V264L259 262H261V264H264V251H263V248H262V253L259 252V249L258 251H256V253L254 252H248L247 255ZM92 255V254H91ZM104 255V253H103ZM113 255V253H112ZM115 255H119L118 252L115 253ZM143 255V254H142ZM145 255V254H144ZM143 255V256H144ZM159 255V254H157ZM169 255V253H168ZM174 255V260H176L178 258V260L181 262V255L183 257L184 254H181L180 253V258L175 256ZM194 255V254H193ZM201 255V254H200ZM199 255V256H200ZM209 255V254H208ZM96 256V255H95ZM143 256L141 258H143ZM151 256L149 255V257L151 258ZM160 256H161V253H160ZM159 256V257H160ZM165 256V255H164ZM185 256V255H184ZM205 256V255H204ZM204 256L203 258H201V260L203 259L204 260ZM216 256H217V253H216ZM243 256V255H242ZM92 257H94L92 255ZM101 257V256H100ZM139 257V256H138ZM149 257L146 256V258L149 259ZM153 257V256H152ZM248 257V256H247ZM250 257V256H249ZM91 258V257H89ZM88 258V259H89ZM95 258V257H94ZM94 258H91L94 260ZM145 258V257H144ZM197 258V257H196ZM219 258V257H217ZM222 258V257H221ZM87 259V258H86ZM96 259V258H95ZM98 259L100 260V258L98 257ZM103 259H104V256H103ZM114 259V258H113ZM117 259V258H116ZM158 259V258H155V260ZM171 259H172V255H171ZM209 259V258H207ZM212 259V257H211ZM216 259V258H215ZM223 259V258H222ZM244 259V257H243ZM253 259V257H252ZM251 259V260H252ZM97 260V259H96ZM112 260V259H111ZM118 260V259H117ZM142 261H145L146 263V260L144 259H141ZM147 260V261H148ZM153 260V262L156 263V261ZM177 260V263H179ZM185 260V259H184ZM214 260V259H213ZM104 261V260H102ZM114 261V260H112ZM161 261V260H160ZM158 260V262H160ZM173 261V260H172ZM187 261V260H186ZM208 261V260H207ZM206 261V264H208ZM225 261V259H224ZM223 261V262H224ZM244 261V260H243ZM99 262V261H98ZM120 261L118 260V264H121L119 263ZM163 262V261H162ZM161 262V263H162ZM170 262V261H169ZM185 262V261H184ZM196 262V261H195ZM204 262L205 264V261H202ZM211 262L212 264V261H209ZM216 262V261H215ZM222 262V264H223ZM248 262V261H247ZM103 263V262H102ZM114 263V262H113ZM129 263V264H130ZM139 263V262H137ZM143 263V262H141ZM171 263V262H170ZM176 263V262H174ZM225 263V262H224ZM101 264V263H99ZM104 264V263H103ZM115 264H117L115 262ZM144 264V263H143ZM168 264V263H167ZM182 264V262H181ZM210 264V263H209ZM215 264V263H213Z\"/></svg>","mask_w":264,"mask_h":264}]
</instances>
